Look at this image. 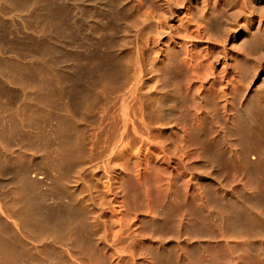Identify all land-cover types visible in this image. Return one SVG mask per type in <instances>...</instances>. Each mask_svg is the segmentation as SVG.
Here are the masks:
<instances>
[{"label": "bare ground", "instance_id": "6f19581e", "mask_svg": "<svg viewBox=\"0 0 264 264\" xmlns=\"http://www.w3.org/2000/svg\"><path fill=\"white\" fill-rule=\"evenodd\" d=\"M24 3L0 264H264V0Z\"/></svg>", "mask_w": 264, "mask_h": 264}, {"label": "rangeland", "instance_id": "374dc122", "mask_svg": "<svg viewBox=\"0 0 264 264\" xmlns=\"http://www.w3.org/2000/svg\"><path fill=\"white\" fill-rule=\"evenodd\" d=\"M11 2V3H10ZM21 2V3H20ZM24 4V5H23ZM0 5H1V7H5V9L6 10H11L12 9V11L14 10V11H17L18 9H19V11L21 10V11H23L24 9V6H25V3H24V0H10V1H8V0H1L0 1ZM3 5V6H2ZM7 5H8V7H7ZM18 5V6H17ZM17 9V10H16ZM12 19V18H11ZM22 19H24V20H22ZM22 19L20 20V19H12V22H11V25H12V27H11V25H10V35H8L9 37H10V39L8 40V36H7V34H6V32H5V34H3L4 36H6V37H4V36H2V38L4 37V39H3V41L5 40V39H7L8 41H10L11 39L13 40V39H15V42H14V40L12 41V42H14L15 44H17L19 41H20V43L22 42H24L23 40H26V39H24V38H26V32L24 31L25 29H24V27H25V25H26V21H25V18L24 17H22ZM25 21V22H24ZM5 23L6 24V20L4 19V17H1V19H0V23ZM16 23V24H15ZM2 26L4 25V24H1ZM15 27V28H14ZM13 28V29H12ZM15 29H16V31H15ZM22 30V31H21ZM21 32V33H20ZM20 33V34H19ZM18 34V35H17ZM259 34V35H258ZM257 35V37L256 38H259V40H260V38L261 37H259L260 36V33H258ZM24 35V36H23ZM262 38L264 39V35H262ZM261 38V39H262ZM7 40H5V42H7ZM17 40V41H16ZM257 41H258V39H257ZM258 43H260L261 45L263 44V42L261 41H259V42H257L256 44L258 45ZM259 44V45H260ZM17 45H19V43L17 44ZM255 46V49H256V47H258V49H256V50H264V44L262 45V46ZM22 51H24V50H22ZM5 53V54H4ZM17 56L15 55V53H13V52H9L8 50L6 51V50H1V52H0V79H4V80H6V79H9V78H12L11 80L12 81H26V79H27V77H28V75H27V73L25 72V73H23V72H19V70L18 69H16V67H17V64H18V62L16 63V61H17V58H16ZM16 59V60H15ZM18 60H19V58H18ZM3 61H5V62H3ZM21 62V61H20ZM16 65V67H15V65ZM10 67V68H9ZM6 69V70H5ZM15 69V70H14ZM7 70H8V73H7ZM13 71V72H11V71ZM15 71H17V73L15 72ZM2 72V73H1ZM20 74H19V73ZM2 74H3V76H2ZM18 75H20L23 79L21 80V79H19V77L20 76H17ZM6 76V77H5ZM9 77V78H8ZM20 77V78H21ZM26 79H25V78ZM19 80H18V79ZM25 79V80H24ZM11 80H9V81H11ZM4 135H6V136H4ZM8 135L9 134H5V133H1V135H0V140L1 141H3V143H6V144H8L9 143V137H8Z\"/></svg>", "mask_w": 264, "mask_h": 264}]
</instances>
